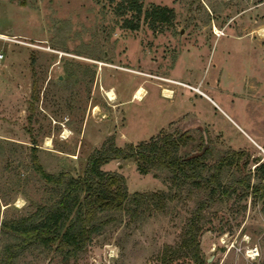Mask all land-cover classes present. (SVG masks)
I'll list each match as a JSON object with an SVG mask.
<instances>
[{
  "label": "rangeland",
  "instance_id": "rangeland-1",
  "mask_svg": "<svg viewBox=\"0 0 264 264\" xmlns=\"http://www.w3.org/2000/svg\"><path fill=\"white\" fill-rule=\"evenodd\" d=\"M119 1L0 0V223L61 193L32 158L48 173L81 178L89 153L108 138L124 147L184 132L178 155L204 146L207 165L243 151L219 174L230 195L206 202L201 189L170 185L165 170L140 174L134 159L111 160L101 168L121 174L129 193L165 191L172 200L134 216L99 214L107 223L75 258L31 246L16 264H196L184 239L200 202L204 264H264V0H140L142 10L170 9L171 19L152 28L141 16L136 30L121 26ZM246 176L259 192L240 188ZM16 242L0 225V264Z\"/></svg>",
  "mask_w": 264,
  "mask_h": 264
},
{
  "label": "trees",
  "instance_id": "trees-1",
  "mask_svg": "<svg viewBox=\"0 0 264 264\" xmlns=\"http://www.w3.org/2000/svg\"><path fill=\"white\" fill-rule=\"evenodd\" d=\"M116 11L126 15L121 26L128 30L138 29L141 16L152 28L157 24L170 23L171 19L170 9L150 5L142 10L140 0H120ZM184 143V132L166 133L135 144L128 143L124 147L115 146L113 140L108 138L89 153L81 178H74L65 171L48 173L32 158V167L38 176L47 184L59 187L61 193L49 206H39L27 216L0 223L2 228L8 229L17 238L16 243L4 247L2 264H16L20 252L31 246L54 249L65 259L75 258L83 251L90 237L99 233L107 223L108 219L99 220V214L124 211L134 216L140 211H160L167 201L172 200L173 195L165 191L129 193L121 174L101 168L111 160L134 159L140 174H146L153 168L165 170L170 185L178 188L189 185L201 189L206 193V202L227 198L230 190H220L219 174L223 167L235 165L244 155L243 151L230 150L213 164L207 165L205 148L201 147L194 154L178 155ZM258 168L262 169V166ZM237 184L244 192L248 189L254 194L259 192L257 184L249 186L248 176L239 179ZM204 206V202L196 206L185 229V247L190 249L196 264H204L198 255L196 240L197 223Z\"/></svg>",
  "mask_w": 264,
  "mask_h": 264
},
{
  "label": "bare ground",
  "instance_id": "bare-ground-1",
  "mask_svg": "<svg viewBox=\"0 0 264 264\" xmlns=\"http://www.w3.org/2000/svg\"><path fill=\"white\" fill-rule=\"evenodd\" d=\"M102 92L108 101L113 102V100L115 99V93H114V90L112 88L102 89ZM68 133L69 132H67V130H64V132H63L64 137H65V135L67 136ZM44 145L45 146L50 145V140L48 137L45 138Z\"/></svg>",
  "mask_w": 264,
  "mask_h": 264
},
{
  "label": "built area",
  "instance_id": "built-area-1",
  "mask_svg": "<svg viewBox=\"0 0 264 264\" xmlns=\"http://www.w3.org/2000/svg\"><path fill=\"white\" fill-rule=\"evenodd\" d=\"M1 38V37H0ZM2 58V54H0V59ZM170 81V80H169ZM170 82H172V81H170ZM183 86H186V87H188L189 89H191V90H195L196 92H198V93H201L197 88H195V87H192V86H189V85H187V84H184ZM160 95L162 96V93H161V89H160Z\"/></svg>",
  "mask_w": 264,
  "mask_h": 264
},
{
  "label": "crops",
  "instance_id": "crops-1",
  "mask_svg": "<svg viewBox=\"0 0 264 264\" xmlns=\"http://www.w3.org/2000/svg\"><path fill=\"white\" fill-rule=\"evenodd\" d=\"M161 88H162V86L159 87V89H161ZM172 90H173V89H172ZM145 91H146V90H145ZM159 95H160V91H159ZM203 95H204V94H203ZM204 96H205V95H204ZM160 97H163V96L160 95ZM255 144H257V143H255ZM104 165H105V164H104Z\"/></svg>",
  "mask_w": 264,
  "mask_h": 264
},
{
  "label": "water",
  "instance_id": "water-1",
  "mask_svg": "<svg viewBox=\"0 0 264 264\" xmlns=\"http://www.w3.org/2000/svg\"><path fill=\"white\" fill-rule=\"evenodd\" d=\"M202 148H204V146ZM207 262H208V260H207Z\"/></svg>",
  "mask_w": 264,
  "mask_h": 264
}]
</instances>
